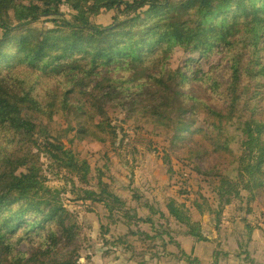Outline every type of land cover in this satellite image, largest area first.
Listing matches in <instances>:
<instances>
[{
	"label": "trees",
	"instance_id": "16d2710c",
	"mask_svg": "<svg viewBox=\"0 0 264 264\" xmlns=\"http://www.w3.org/2000/svg\"><path fill=\"white\" fill-rule=\"evenodd\" d=\"M109 12L111 25L92 21ZM45 18L61 24L33 27ZM174 48L201 55L216 50L227 61V80L212 67L198 79L204 90L185 89L190 73L171 67ZM24 98L32 114L21 118L14 106ZM111 102L168 123L176 145L194 138L186 149L197 164L217 159L209 170L198 169L220 184L214 187L217 213L242 199V192L249 204H264V0H0V264L90 260L82 254L90 237L64 200L68 192L71 201L101 204L113 224L122 219L126 200L105 170L97 189L76 184L75 177L88 184L91 166L70 138L71 115L82 118L75 132L87 142L106 145L118 137L114 129L123 131L124 124L100 115L101 104ZM43 112L66 116L68 127L50 131ZM31 141L34 151L26 156L20 146ZM59 175L70 190L47 184ZM185 206L173 200L172 217L189 228L186 235L207 241ZM124 217L134 218L128 211ZM154 247L138 255L159 257ZM185 259L200 264L190 255Z\"/></svg>",
	"mask_w": 264,
	"mask_h": 264
},
{
	"label": "rangeland",
	"instance_id": "374dc122",
	"mask_svg": "<svg viewBox=\"0 0 264 264\" xmlns=\"http://www.w3.org/2000/svg\"><path fill=\"white\" fill-rule=\"evenodd\" d=\"M170 1L177 4L188 0ZM62 9L68 11L66 6ZM112 16L113 12L102 13L92 21L109 26L114 21ZM60 24L61 20L45 18L35 23L33 27L47 30ZM170 65L172 68L180 67L185 73L189 71V79L183 87L195 93L204 90L207 86L198 81L202 71L207 72L210 68L217 67V76L222 81L227 80V61L222 60L221 54L216 50L201 55L174 48ZM124 103L128 106L127 102ZM101 106L103 111L100 115L121 122V125L124 124V129L123 131L114 129L119 132V136L111 137L106 145L99 142L90 143L75 132L82 118L69 116V121L74 127L70 138L73 136L74 146L91 166V170L86 172L88 184L80 182L77 177L75 180L81 187L97 189L98 176L105 170V179L109 180L117 193L126 200V207L120 215L122 219L113 224L107 218V212L101 204L86 205L80 201H71L70 199L74 197L71 192L65 195L66 204L78 212L77 220L84 226V231L89 235L88 239L90 237L89 242L86 243V251L82 253L85 258L90 256V260L85 264H145L143 259L148 258L149 254L139 256L138 251L144 249L146 252L151 246H155L153 249L155 252L165 248V251L169 252L166 257H170L171 252L183 255L181 245L183 248L187 247L184 245L186 244L184 234L189 228L172 217L170 205L173 200L177 206L184 201L186 205L184 211L193 222L199 224L201 232L203 228L211 238L207 240L209 243L217 240L221 235L223 236L220 239L225 237L226 240L238 239L239 242L241 240L245 242L246 230L250 229L246 225L251 223L254 224L253 230H259L258 239L264 242V204L259 201L261 199H254L249 209L247 206L249 195L247 192H242V199L235 201L233 205L225 206L217 213L218 203L215 200L214 187L220 184H217L216 177L211 175L208 179L206 178L208 176L198 173V169L206 171L216 166L217 159H197L198 164L194 159H188L186 147H194V138H187L176 145L171 126L159 121L156 116L145 114L139 109L128 110L127 106L112 102L102 103ZM14 111L21 118L32 114L29 102L25 98L14 106ZM42 114L47 118L45 125L50 131L61 132L69 125L66 116L45 112ZM125 133L132 135L133 138H125L122 142ZM111 142L116 143L111 145ZM32 143L33 141L20 146L24 155L28 156L34 151ZM47 184L53 188L67 187L70 190L67 180L62 175L52 178ZM184 188L188 193L180 196L179 192ZM125 211L134 218L124 217ZM103 228H107L105 235L102 234ZM216 228L219 230L217 238L214 236L217 234ZM130 230L134 235L125 237ZM158 231L163 232L161 238L157 240L149 238L158 234ZM147 235L149 237L146 238ZM162 239L165 240V246L162 245ZM187 239L195 241L193 238ZM128 241L132 246L128 245ZM220 245L216 248L217 254L223 252ZM243 249L244 246L239 245L238 251L242 253V258L246 256V251ZM187 251L190 252L189 246ZM262 251L264 258V250ZM248 252L247 257L252 256L251 252ZM155 259L151 258V264H156Z\"/></svg>",
	"mask_w": 264,
	"mask_h": 264
},
{
	"label": "crops",
	"instance_id": "0c3cea01",
	"mask_svg": "<svg viewBox=\"0 0 264 264\" xmlns=\"http://www.w3.org/2000/svg\"><path fill=\"white\" fill-rule=\"evenodd\" d=\"M251 227H254V224L251 223ZM186 231V230H185ZM246 236H245V242H239L238 239L226 240L225 237L223 239H220L223 235H221L220 238L217 240H214L213 242H207L204 240H196V238L184 234L185 239V246H189L190 252L187 251V247L183 248L181 245V249L183 250V255L181 254H175L174 252H171L172 255L170 257H166L167 253L165 249L162 251L157 250L159 257H156L155 263L156 264H187V261L185 258L190 255V258H195L196 260H199L200 264H264V258L262 257V253L264 250V242L260 241L258 239L257 233L259 230L257 229H250L246 230ZM219 230L216 228L214 236L216 238L219 236L218 234ZM202 234L203 236H207V234L203 231L202 228ZM230 234V232H229ZM228 234V235H229ZM156 235V234H155ZM239 236V235H238ZM187 238H193L195 241H191ZM207 238L211 239L209 236ZM252 240V241H250ZM220 243L222 245H220ZM210 244V245H208ZM220 245V247L223 249V252L216 253L217 246ZM239 245L244 246V251H246V258H242V253L238 251ZM235 246V248H234ZM185 249V250H184ZM259 251H256L258 250ZM251 252L250 257H247V254ZM163 252V253H161ZM218 255V256H217ZM151 259L144 258L143 261L145 264H151ZM163 261V262H161Z\"/></svg>",
	"mask_w": 264,
	"mask_h": 264
}]
</instances>
